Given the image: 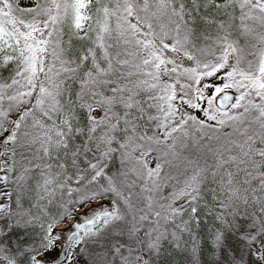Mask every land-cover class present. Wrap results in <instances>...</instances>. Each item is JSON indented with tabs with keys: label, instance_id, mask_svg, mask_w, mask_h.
<instances>
[{
	"label": "snow or ice",
	"instance_id": "1",
	"mask_svg": "<svg viewBox=\"0 0 264 264\" xmlns=\"http://www.w3.org/2000/svg\"><path fill=\"white\" fill-rule=\"evenodd\" d=\"M264 264V0H0V264Z\"/></svg>",
	"mask_w": 264,
	"mask_h": 264
},
{
	"label": "trees",
	"instance_id": "2",
	"mask_svg": "<svg viewBox=\"0 0 264 264\" xmlns=\"http://www.w3.org/2000/svg\"><path fill=\"white\" fill-rule=\"evenodd\" d=\"M180 264H182V263L180 262Z\"/></svg>",
	"mask_w": 264,
	"mask_h": 264
},
{
	"label": "rangeland",
	"instance_id": "3",
	"mask_svg": "<svg viewBox=\"0 0 264 264\" xmlns=\"http://www.w3.org/2000/svg\"><path fill=\"white\" fill-rule=\"evenodd\" d=\"M181 263H182V261H181Z\"/></svg>",
	"mask_w": 264,
	"mask_h": 264
}]
</instances>
